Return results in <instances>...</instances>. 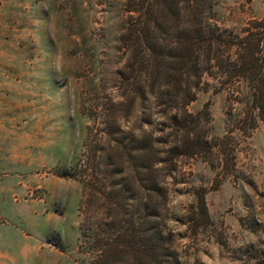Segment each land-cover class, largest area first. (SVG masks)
Here are the masks:
<instances>
[{
    "label": "rangeland",
    "instance_id": "obj_1",
    "mask_svg": "<svg viewBox=\"0 0 264 264\" xmlns=\"http://www.w3.org/2000/svg\"><path fill=\"white\" fill-rule=\"evenodd\" d=\"M123 3L0 0V264L88 262L79 248L82 186L60 172L84 153L96 94L116 95ZM213 11L220 25L239 30L264 15V2L217 0ZM219 80L216 69L205 72L189 109L207 102L211 132L221 136L248 96L230 95ZM232 129V169L223 175L215 157L212 166L197 156L169 178L166 230L185 264H242L264 249V127ZM199 186L210 221L195 226Z\"/></svg>",
    "mask_w": 264,
    "mask_h": 264
},
{
    "label": "trees",
    "instance_id": "obj_2",
    "mask_svg": "<svg viewBox=\"0 0 264 264\" xmlns=\"http://www.w3.org/2000/svg\"><path fill=\"white\" fill-rule=\"evenodd\" d=\"M216 1L124 0L116 95L96 94L84 153L60 172L82 186L79 248L87 264H185L166 230L169 178L197 156L212 166L215 157L224 175L234 166L232 128L249 135L258 121L264 127V15L239 30L224 27ZM213 69L230 95L245 89L248 96L243 115L221 136L211 132L207 102L189 109ZM206 191L194 189L195 226L210 221ZM242 264H264V249Z\"/></svg>",
    "mask_w": 264,
    "mask_h": 264
}]
</instances>
